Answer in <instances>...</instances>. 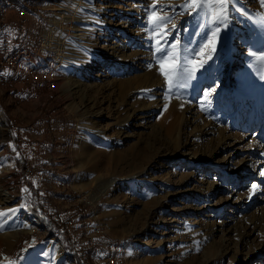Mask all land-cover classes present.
<instances>
[{
    "label": "rangeland",
    "instance_id": "374dc122",
    "mask_svg": "<svg viewBox=\"0 0 264 264\" xmlns=\"http://www.w3.org/2000/svg\"><path fill=\"white\" fill-rule=\"evenodd\" d=\"M184 3L0 2V10L15 5L29 19L21 33L9 17L0 26V41L7 35L14 46L36 50L38 40L50 41L52 35L53 51L33 60L43 58L55 73L52 88L46 89L43 81L22 83L23 66L0 68V119L5 124L0 152L13 162L15 175L5 176L0 167V179L20 196L15 205L0 201V213L11 214L5 223L11 232L22 222L31 227L11 245L0 236V264H68L63 252L79 264L72 254L78 246L85 250L79 257L85 253L89 264H107L105 257L113 256L119 264H264V62L256 59L264 56V37L257 35L258 24L264 30L257 19L264 7L260 0H238L213 53L209 41L217 38L209 31L203 35V15L180 14L177 6ZM153 4L165 6L157 16L172 17L155 33L149 27ZM164 31L170 43L180 42L181 63L188 59L199 69L201 61L205 66L198 71L204 70L202 79L171 93L155 56ZM147 72L153 75L150 88L134 79ZM88 96L102 110L98 123L79 115L92 108ZM173 100L182 103L177 109L181 118L167 129L164 106ZM70 101L78 112L68 106ZM131 114L141 120L134 118L119 134L120 117ZM174 118H166V125ZM207 124L211 132L203 135ZM146 126L164 132L152 141ZM26 168L29 175H24ZM140 172L145 175L138 179ZM73 191L87 195L89 204L77 205ZM152 210L156 214L148 225ZM34 213H42L59 232L49 233ZM69 218L75 220L73 229L65 221ZM103 222L109 232L97 225ZM85 226L98 228V236L86 234Z\"/></svg>",
    "mask_w": 264,
    "mask_h": 264
},
{
    "label": "bare ground",
    "instance_id": "6f19581e",
    "mask_svg": "<svg viewBox=\"0 0 264 264\" xmlns=\"http://www.w3.org/2000/svg\"><path fill=\"white\" fill-rule=\"evenodd\" d=\"M250 3V2H249ZM255 5V4H254ZM10 6H14V8H16V9H18L15 5H7V6H5V9H3V10H0V21L1 20H3V13L5 12V11H8L9 10V7ZM260 6V5H259ZM236 7V6H235ZM239 7H242V6H239ZM248 7V6H247ZM251 7V6H250ZM257 7V6H256ZM86 8H87V5H86ZM120 8V7H119ZM243 8V7H242ZM259 8V7H258ZM120 9H122V8H120ZM236 9V8H235ZM83 10V9H82ZM247 10V9H246ZM256 10H260V9H256ZM253 11H254V9H253ZM243 12V11H242ZM245 12V11H244ZM255 12H257V11H255ZM259 12V11H258ZM19 13H25V10L24 9H19ZM90 13V12H89ZM260 13V12H259ZM243 14V13H242ZM246 14V13H245ZM249 13H247V15H248ZM261 14V13H260ZM78 15V14H77ZM82 15V14H81ZM233 16H235V15H233ZM241 16H243V15H241ZM79 17V16H78ZM204 17V16H203ZM237 17H239L240 18V16H237ZM246 17V16H245ZM252 17V16H251ZM254 17V16H253ZM250 18V17H249ZM204 19H205V17H204ZM231 19V18H230ZM250 19H252V18H250ZM234 20V19H233ZM255 20V19H254ZM77 21V20H76ZM75 21V22H76ZM79 21V20H78ZM236 21H238V20H236ZM230 22V21H229ZM233 22H235V21H233ZM244 22V21H243ZM250 22H252V21H250ZM256 22V21H255ZM249 23V22H248ZM257 24H258V22H256ZM252 24V23H251ZM251 24H249V27L251 26ZM262 24H264V23H262ZM229 25V24H228ZM255 25V24H254ZM254 25H253V27H254ZM230 26H232V24L230 25ZM260 24H258V27H259V29L257 30V35H261L260 37H262L261 39H263V37H264V30H263V28H260ZM262 27V26H261ZM254 28H256L257 29V27L255 26ZM250 29V28H249ZM253 29V28H252ZM20 31H21V29H19ZM81 30V29H80ZM208 31V29L207 28H204L203 29V35H205L206 33H208L207 32ZM238 31V30H237ZM254 31V30H253ZM252 31V32H253ZM48 32L50 33V30H48ZM80 32V31H79ZM210 32V31H209ZM255 32H256V30H255ZM263 34V35H262ZM81 36H82V33L80 34ZM196 35H197V33H196ZM192 36V35H191ZM88 37V36H87ZM198 37H199V35H198ZM255 37H257V36H255ZM82 38H84V37H82ZM252 38V37H251ZM254 38V37H253ZM79 39V38H78ZM87 39V38H86ZM192 39V38H191ZM194 39V38H193ZM81 40V39H80ZM195 40H196V37H195ZM209 40H210V38H209ZM255 40V39H254ZM85 41V40H84ZM83 41V42H84ZM197 41V40H196ZM256 41V40H255ZM254 41V42H255ZM264 41V40H263ZM79 42V41H78ZM82 42V41H81ZM193 42H194V40H193ZM261 42V41H260ZM87 43V42H86ZM94 43V42H93ZM117 43V42H116ZM195 43H197V42H195ZM253 43V42H252ZM256 43H257V41H256ZM53 44V37H52V35H50V41H48L45 37H44V39L42 38L41 40H38L37 41V43H36V50H33L32 48H24L23 50H22V46H14V47H11V42L8 40V39H6V37H4L1 41H0V46L2 45V46H4V48H9V49H7V52H5V59H12V56H16V59H26V60H24V62H22V61H14V62H12L11 63V68L12 69H14V68H17V67H19V66H23V67H25V70H26V73L27 72H30V71H33V70H36V71H41V73H43V74H41V79H38V78H28V83H31L32 81L34 82V81H38V84H41L42 82H40V81H43V82H45V84H46V89L47 88H49V89H51L52 88V82L54 81V79H55V73H52V72H54V69H53V67L51 68L48 64H46L45 63V60L43 59V58H40V57H38V60H33L34 58H29L31 55H39V54H42V53H44V48H45V46H50L51 47V49H46V50H52V45ZM60 44H62V43H60ZM208 43H206V45H207ZM261 44V43H260ZM263 44V43H262ZM201 45V44H200ZM258 45V44H257ZM95 46V45H94ZM202 46V45H201ZM230 46V45H229ZM262 46V45H261ZM91 47V46H90ZM257 47V46H256ZM93 48V47H92ZM205 48V47H204ZM227 48V47H226ZM261 48H263V47H261ZM67 49V48H66ZM255 49V48H254ZM253 49V50H254ZM63 48H62V46H59V44H58V49H57V52H58V54H59V57H61L62 55H63ZM121 50V49H120ZM120 50H119V52H120ZM255 50H257V48L255 49ZM260 50V49H259ZM53 51V50H52ZM95 51V50H94ZM199 51V50H198ZM207 51V50H206ZM262 51V50H261ZM56 52V53H57ZM117 52V51H116ZM257 52V51H256ZM255 52V53H256ZM206 53V52H205ZM252 53V52H251ZM250 53V54H251ZM67 54V53H66ZM91 54V53H90ZM95 54V53H94ZM254 54V53H253ZM258 54H260V53H258ZM256 55V54H255ZM252 56V55H251ZM263 56V55H262ZM58 57V58H59ZM64 57V56H63ZM95 57V56H94ZM255 57V56H254ZM219 58V57H218ZM212 59V58H211ZM36 61L38 62V63H36ZM217 61V60H216ZM251 61V60H250ZM150 62V61H149ZM257 62V61H256ZM207 63V62H206ZM205 63V64H206ZM218 63V62H217ZM253 63H255V62H253ZM211 64V63H210ZM216 64V63H215ZM220 64V63H219ZM198 66H199V64H197ZM208 65V64H207ZM212 66V65H211ZM216 66V65H215ZM149 67V66H148ZM205 67V66H204ZM0 68H2L1 67V61H0ZM197 68V67H196ZM208 68V67H207ZM210 68V67H209ZM199 69V68H198ZM205 69V68H204ZM212 69V68H211ZM149 70V69H148ZM209 70V69H208ZM218 70V69H217ZM147 71V70H146ZM151 71H153V70H151ZM204 71V70H203ZM202 71V72H203ZM213 71H215V70H213ZM202 72H197V75H196V77H197V79L196 80H200V79H202L203 78V76H204V74H202ZM218 72H220V71H218ZM249 72V71H248ZM251 72V71H250ZM26 73L23 75V76H21L20 77V79L22 78V80L23 81H25V77H26ZM155 74H156V72H154ZM67 74V73H66ZM207 76V75H206ZM159 77V76H158ZM195 77V78H196ZM135 80H137V82H139V84L140 85H143V87H146V88H150L153 84H152V81H153V75H151V73H144V75L143 76H137V77H135L134 78ZM159 79V78H158ZM206 79V78H205ZM77 80H79V79H77ZM211 80V79H210ZM247 80V79H246ZM242 81V79L240 80V82ZM75 82V81H74ZM124 81H120V83H123ZM248 82V81H247ZM242 83V82H241ZM54 84V83H53ZM161 84V83H160ZM67 84H65V86H66ZM71 85V84H70ZM237 85H239V84H237ZM64 86V87H65ZM69 86V85H68ZM75 86V85H74ZM242 87H244V86H242ZM236 88H238V87H236ZM16 89V88H15ZM141 89H142V87H141ZM153 89V88H152ZM151 89V90H152ZM101 90V89H100ZM143 90V89H142ZM150 90V91H151ZM238 90V89H237ZM145 91V90H144ZM152 92V91H151ZM63 93L66 95V100H69V97H71V96H69L70 94H69V92H68V89H64L63 90ZM98 93V92H97ZM174 93H175V91H174ZM177 93V92H176ZM221 93V92H220ZM245 93V92H244ZM251 93V92H250ZM99 94V93H98ZM240 94V93H239ZM248 94H249V92H248ZM252 94H253V92H252ZM235 95V94H234ZM233 95V96H234ZM73 96V95H72ZM75 96V95H74ZM242 96H245V95H242ZM248 96V95H247ZM90 97L88 96V98H86V102L88 103V100L87 99H89ZM173 98V97H172ZM171 98V99H172ZM233 98V97H232ZM91 99V98H90ZM89 99V100H90ZM174 99V98H173ZM184 99H185V97H184ZM187 99V98H186ZM249 99H251V98H249ZM259 100V99H258ZM85 101V100H84ZM91 101V100H90ZM241 101V100H240ZM28 102V101H27ZM165 102H166V100H165ZM235 102V101H234ZM255 102V101H254ZM263 102V101H262ZM91 103H92V108L94 107V108H96L97 107V109H89V108H85V109H83L84 111H83V114H79L80 115V117H82V115L84 116V117H86V119L87 118H94L95 119V121H93V123H98L97 121H96V119H98V118H100L101 116H103V114H102V110L100 111V109H99V107L97 106V103L94 101V100H92L91 101ZM167 104V103H166ZM261 104V103H260ZM87 105V104H86ZM259 105V104H258ZM262 105V104H261ZM69 107H71L72 109L71 110H73L74 112H78V108H74V106L72 105V103H71V101H70V103H69V105H68ZM167 107H165L164 106V108H166V111H165V113H164V116H163V125H164V127L165 128H167V129H172V127L174 126V124H175V122L178 120V118H181V114L179 113L178 114V111H177V109L178 108H180L181 106H182V103H180V101H178V100H173L172 101V103H169L168 105H166ZM242 107V106H241ZM256 107V106H255ZM137 112H140V113H143V111H137ZM120 114V113H119ZM165 116H166V118H171L172 116H174L175 118L174 119H172V121H170L167 125H166V123H165V121L167 120L166 118H165ZM134 118H136L137 120H141V118H139V117H136V115L135 114H131V115H126L125 117H120V119H119V123L117 124L118 125V131H119V134L121 133V130L123 129V127L124 126H126V125H128L129 123L131 124V122L134 120ZM143 118V117H142ZM82 119V118H81ZM83 121V120H82ZM84 122V121H83ZM138 122V121H137ZM143 124H145V123H143ZM138 126H142L141 125V123H140V125H138ZM209 125L207 124V126H204V128L203 129H201L202 131H200L201 132V134H203V135H205L206 133H209V132H211V130L209 129L210 127H208ZM143 128H146V130H149L150 132H148L147 133V135H148V138H149V140H157L161 135H162V133L164 132V130H163V128H162V131L163 132H161V131H158L157 129H154L153 127H150V126H146V127H143ZM5 129V124H4V122H3V120L2 119H0V137H1V131L2 130H4ZM87 129V128H86ZM100 129V128H99ZM90 131V130H89ZM98 132H97V135L99 136V135H102V132L100 131V130H97ZM199 136H201V135H199ZM101 137V136H100ZM121 138H122V135L120 136ZM125 138V137H124ZM123 138V139H124ZM117 142V141H116ZM83 145V144H82ZM79 148V147H78ZM82 148V147H81ZM78 151V150H77ZM75 154H76V152H74ZM14 166V164H13V162L11 161V160H7L6 159V157H5V155H4V153L1 151L0 152V167H2L3 169H1V170H4V173H5V176H11L12 178H15V175H14V172H13V167ZM151 166V165H150ZM150 166H148V167H150ZM20 170V169H19ZM2 172V171H1ZM2 174V173H1ZM145 175V173L144 172H140L137 176H136V178H138V179H140V178H142L143 176ZM14 180V179H13ZM4 182H5V180H4ZM4 182L0 179V201H2L3 203H10V202H15L14 203V205L16 204V203H18L19 202V198H20V196L19 195H15L16 193H17V191L15 190V192H14V190L12 191V190H10V189H8V188H6L5 187V184H4ZM7 182V181H6ZM10 183H11V181H10ZM12 184V183H11ZM12 192H14V193H12ZM74 193H77V191H74ZM78 195H81L80 193H77ZM155 214H156V211L155 210H152L150 213H149V215H148V225H150L151 224V222H152V220L154 219V216H155ZM11 216V214H8L6 217H4V218H2L1 220H0V236H2V240L6 243V244H8V243H10V244H8V245H11V243L13 242V241H15L19 236V234L22 232V231H27V230H30L31 229V227L29 226V223H27V222H22V223H20V225L16 228V229H13V231L14 232H11L10 231V229H9V227L8 226H6L5 225V223L7 222V219L9 218ZM6 220V221H5ZM155 221V220H154ZM153 221V222H154ZM97 225L99 226V228L102 230V232H104L105 230H107L108 232L110 231V229H109V226H108V224H106V223H104L103 222V224H99V223H97ZM159 225V224H158ZM112 229V228H111ZM146 229V228H145ZM31 231V230H30ZM147 232V231H146ZM145 232V233H146ZM30 233V232H29ZM140 233V232H139ZM12 241V242H11ZM79 247V246H78ZM82 251H85V250H82ZM72 252V251H71ZM63 254V256H65L66 257V259H67V261H68V264H72V262L69 260V258H68V256L66 255V254H64V252L62 253ZM72 254H73V256L75 255V252H72ZM76 256V255H75ZM132 257V256H131ZM87 258H86V255H85V253L84 254H82V256L81 257H79V259H78V261L79 260H81V262L83 263V264H89L88 262H86L85 260H86ZM76 262H77V259H76ZM80 262V261H79ZM115 262H116V264H119L118 262H117V260H116V257L115 256H113L112 258H111V264H115ZM78 263V262H77ZM81 264V263H80ZM94 264H96V263H94ZM103 264H105L104 263V261H103ZM107 264H108V262H107Z\"/></svg>",
    "mask_w": 264,
    "mask_h": 264
},
{
    "label": "snow or ice",
    "instance_id": "6c2138e0",
    "mask_svg": "<svg viewBox=\"0 0 264 264\" xmlns=\"http://www.w3.org/2000/svg\"><path fill=\"white\" fill-rule=\"evenodd\" d=\"M238 0H185L184 4L177 7L182 9L181 15L187 12L190 15H203L206 23L200 25L201 28H207L217 39L209 41L212 52L218 51V42L222 40V32L227 30L230 20V8H232ZM260 4L264 7V0H260ZM165 6L153 4L150 9L152 16L149 27L153 33L162 30L163 26L169 23L172 17L167 15L157 16L156 12L164 11ZM239 11V9H236ZM259 22L264 23V14L257 13ZM175 28V25H173ZM167 32L162 33L161 38L156 40L155 56L160 65V73L165 77L168 85V92L171 93L174 88H185L188 82L194 79L197 72L204 67V62H200V69L196 68L193 62L184 59L181 63L180 42L170 43L167 40ZM209 45H205L208 47ZM212 58L211 56L209 57ZM259 62H264V56L256 57ZM214 91V90H213ZM208 93H205L207 99ZM264 175V172L261 173ZM256 185H252V189H256ZM14 210H10L12 212ZM8 213H0V217H6ZM14 264V262H13Z\"/></svg>",
    "mask_w": 264,
    "mask_h": 264
},
{
    "label": "built area",
    "instance_id": "2783aa9c",
    "mask_svg": "<svg viewBox=\"0 0 264 264\" xmlns=\"http://www.w3.org/2000/svg\"><path fill=\"white\" fill-rule=\"evenodd\" d=\"M14 17V24L16 29H21V33H23L28 26L29 23V19H28V12L27 13H19V9L14 8V6H10L8 11H5L3 13V20L0 21V26H3L7 23V20L9 17ZM6 36V39H8V36ZM15 46H22V50L24 48H29V46H25L22 44H18ZM11 47H14L13 44H11ZM7 49L9 48H4V46H0V61H1V67L2 68H11V63L14 61H22L24 62V60L26 59H16V56H12V59H5V52H7ZM47 51V50H45ZM29 58H35V55H31ZM16 72V71H15ZM41 71H30L26 73V77H25V81H23L22 83L28 84V78H38L41 79ZM49 89V88H48ZM30 169L26 168V171L24 172V175H29L30 173ZM85 194L82 193V195H75L74 191H73V195L72 198H75L74 201L75 203H77V205H87L89 204V200L87 198V195L83 196ZM87 198V199H86ZM71 199V197H70ZM74 203V202H73ZM65 221H70L71 222V229H73L75 227V220L74 219H66ZM70 229V230H71ZM85 233L88 234L90 233L92 236H98V228L96 231H89V226H85ZM75 251V255L76 257L79 259V252L80 250H84L83 247H77L76 249H73ZM81 264H83L81 262V260H79ZM105 261L108 262V264H111V258H106L105 257Z\"/></svg>",
    "mask_w": 264,
    "mask_h": 264
},
{
    "label": "trees",
    "instance_id": "16d2710c",
    "mask_svg": "<svg viewBox=\"0 0 264 264\" xmlns=\"http://www.w3.org/2000/svg\"><path fill=\"white\" fill-rule=\"evenodd\" d=\"M8 2H16L17 0H6ZM0 2H4V0H0ZM35 218L39 219V220H42L45 225H47V229H48V232L51 233V231H56V229L58 230L59 232V229L56 227V225L54 226V223L53 222H49V221H46L43 214L42 213H34L32 214ZM53 223V224H52ZM65 243V242H64ZM66 245V244H65ZM65 248H68L67 245L65 246ZM79 262V261H78ZM80 264V262H79Z\"/></svg>",
    "mask_w": 264,
    "mask_h": 264
}]
</instances>
